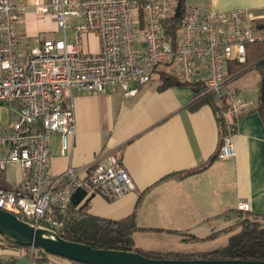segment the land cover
<instances>
[{
  "label": "built area",
  "instance_id": "built-area-1",
  "mask_svg": "<svg viewBox=\"0 0 264 264\" xmlns=\"http://www.w3.org/2000/svg\"><path fill=\"white\" fill-rule=\"evenodd\" d=\"M176 5L177 0H0V108L9 110L7 123L0 114V209L60 234L76 190L117 200L134 189L112 151L98 152L84 167L51 173L50 135L60 136L65 151L76 132L73 91L119 88L131 97L154 73L165 71L184 85H202L199 95L224 101L226 119L247 111L229 68L245 64L247 44L260 38L255 16L188 5L180 25L167 32ZM30 7L51 16L62 38L40 32L35 45L23 43L18 23ZM234 156L232 139L224 135L217 157ZM236 208L248 211L249 203L239 200ZM28 249L25 264H48L37 260L36 248Z\"/></svg>",
  "mask_w": 264,
  "mask_h": 264
},
{
  "label": "crops",
  "instance_id": "crops-1",
  "mask_svg": "<svg viewBox=\"0 0 264 264\" xmlns=\"http://www.w3.org/2000/svg\"><path fill=\"white\" fill-rule=\"evenodd\" d=\"M185 4L213 11L243 9L256 19L264 18V0H185ZM29 12L42 24L36 28L38 35L55 31L51 16H39L30 7L18 23L19 32ZM47 22L54 29L45 28ZM257 32L264 37V30ZM22 42L29 43L24 35ZM90 42V48L96 49L97 42ZM160 72L131 97H124L119 88L103 93L73 91L76 132L65 151L60 136L50 135V171L59 174L69 166L81 168L91 164L98 152L112 151L131 176L134 189L117 200L91 195L87 210L108 219L135 212L140 227L132 234L136 247L187 253L167 245L140 246L137 238L176 236L196 242L230 234L226 230L233 224L239 200L247 201V212L263 217L264 222V110H256L259 73L248 68L230 80L248 106L229 134L235 156L220 159L215 157L219 129L206 100L210 94L199 95L184 84L160 88ZM29 258L28 248L15 247L0 236V264H25ZM47 262L70 264L55 258Z\"/></svg>",
  "mask_w": 264,
  "mask_h": 264
},
{
  "label": "trees",
  "instance_id": "trees-1",
  "mask_svg": "<svg viewBox=\"0 0 264 264\" xmlns=\"http://www.w3.org/2000/svg\"><path fill=\"white\" fill-rule=\"evenodd\" d=\"M186 8L187 5L185 4V0H177L175 12L168 20L172 27L171 30L167 32H173L174 29L180 25ZM254 28L258 31L264 30V18L255 19ZM248 68H253L259 73L256 92V110L262 112L264 110V37L248 43L245 64L233 63L229 71L235 72L234 75H236L246 71ZM178 84L183 83H180L176 77L171 74L160 72V88ZM190 86L196 93L200 92L203 88L200 84H192ZM206 100L210 103L215 114L220 139L224 135L232 133L240 115L237 117L232 116L231 120L228 121L223 115V112L227 108V104L224 101L220 102L215 100L213 94H210ZM215 157H217V154ZM87 201L88 197H86L84 191L76 190L72 194L71 204L64 217V228L60 232V235L65 239L87 244L93 248L137 251L151 258H228L264 260V222L262 221L263 217H259V215H252L247 211L243 212L238 209L234 211L239 221L237 225H231L232 227L229 226L226 231H232L236 227L238 229L230 233L225 245L210 251L196 253L144 251L135 246L132 237L133 232L140 229L135 220V212L120 219L99 217L91 214L87 210ZM210 236H214V234ZM10 244L15 247L29 248L27 246ZM36 250L38 256L37 260L40 261H48L49 258H55L69 261L70 264H82L63 257L48 254L39 249Z\"/></svg>",
  "mask_w": 264,
  "mask_h": 264
},
{
  "label": "water",
  "instance_id": "water-1",
  "mask_svg": "<svg viewBox=\"0 0 264 264\" xmlns=\"http://www.w3.org/2000/svg\"><path fill=\"white\" fill-rule=\"evenodd\" d=\"M0 236L12 244L34 247L82 264H264L260 259L151 258L137 251L93 248L65 239L52 229L31 224L2 209Z\"/></svg>",
  "mask_w": 264,
  "mask_h": 264
},
{
  "label": "rangeland",
  "instance_id": "rangeland-1",
  "mask_svg": "<svg viewBox=\"0 0 264 264\" xmlns=\"http://www.w3.org/2000/svg\"><path fill=\"white\" fill-rule=\"evenodd\" d=\"M22 25L20 26V32L22 33V36L24 35V40L29 42L31 45H35L38 41V33L36 32V28L42 24H40L39 20H38V16H36L35 14H33L32 12H29L26 16V18L22 21ZM45 28H49V29H54V25H52L51 23H46L45 24ZM256 34H261L260 32H255ZM47 36L50 38H62L63 33L61 31H47L46 32ZM66 36L67 39L69 41H72L74 39V33L72 30H67L66 31ZM166 73V72H164ZM167 74V73H166ZM0 114L2 117V121L4 123H7L8 121V116H9V110L2 107L0 108ZM234 214V213H233ZM233 223L232 225H237L238 223V219L236 218L235 214H234V218L232 220ZM232 227V226H231ZM238 228L236 227L235 229H233L232 231H230V233H232L233 231L237 230ZM230 234H221L218 237L215 238H211V239H206V240H198L196 242H193L192 240L189 241H182L180 238L176 237V236H165L161 239H157L154 238L153 236L150 235H142V236H138L137 238V242L139 244H141L140 246H151V248H161L162 246H170L173 247V250L176 251H183V252H198V251H210L213 250L219 246H222L224 244L227 243V239L228 236ZM7 241V240H6ZM136 246V245H135ZM138 248V247H137ZM141 248V247H140ZM139 248V249H140ZM144 250V249H141ZM144 251H148V250H144Z\"/></svg>",
  "mask_w": 264,
  "mask_h": 264
}]
</instances>
